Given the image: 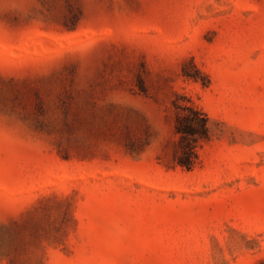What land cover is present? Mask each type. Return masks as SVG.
Listing matches in <instances>:
<instances>
[{
    "label": "rangeland",
    "instance_id": "rangeland-1",
    "mask_svg": "<svg viewBox=\"0 0 264 264\" xmlns=\"http://www.w3.org/2000/svg\"><path fill=\"white\" fill-rule=\"evenodd\" d=\"M0 264H264V0H0Z\"/></svg>",
    "mask_w": 264,
    "mask_h": 264
},
{
    "label": "trees",
    "instance_id": "trees-1",
    "mask_svg": "<svg viewBox=\"0 0 264 264\" xmlns=\"http://www.w3.org/2000/svg\"><path fill=\"white\" fill-rule=\"evenodd\" d=\"M176 131L180 136V154L177 163L192 170L199 159L198 145L210 139L209 118L196 107L177 106Z\"/></svg>",
    "mask_w": 264,
    "mask_h": 264
}]
</instances>
